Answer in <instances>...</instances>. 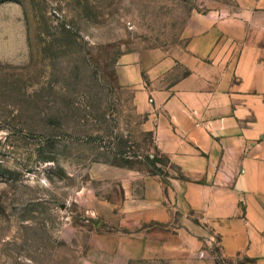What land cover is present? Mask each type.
<instances>
[{
    "label": "rangeland",
    "instance_id": "1",
    "mask_svg": "<svg viewBox=\"0 0 264 264\" xmlns=\"http://www.w3.org/2000/svg\"><path fill=\"white\" fill-rule=\"evenodd\" d=\"M235 2L0 0V264L102 256L138 177L168 166L119 56L183 41L197 14Z\"/></svg>",
    "mask_w": 264,
    "mask_h": 264
},
{
    "label": "crops",
    "instance_id": "2",
    "mask_svg": "<svg viewBox=\"0 0 264 264\" xmlns=\"http://www.w3.org/2000/svg\"><path fill=\"white\" fill-rule=\"evenodd\" d=\"M118 64L168 166L138 177L91 264H264V0L197 14L183 41Z\"/></svg>",
    "mask_w": 264,
    "mask_h": 264
}]
</instances>
